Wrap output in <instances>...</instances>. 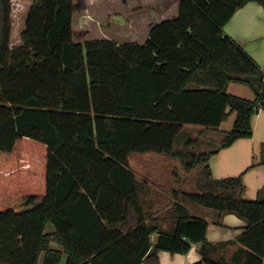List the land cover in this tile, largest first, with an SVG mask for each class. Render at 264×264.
Here are the masks:
<instances>
[{
	"label": "trees",
	"instance_id": "trees-1",
	"mask_svg": "<svg viewBox=\"0 0 264 264\" xmlns=\"http://www.w3.org/2000/svg\"><path fill=\"white\" fill-rule=\"evenodd\" d=\"M11 1L0 0V264H159L161 250L195 243V264H264V188L245 200L244 173L213 178L219 149L173 152L184 125L218 128L232 112L220 148L252 137L264 69L224 27L264 0H32L15 45ZM119 15L138 40L108 36ZM230 82L255 98L229 94ZM149 151L201 166L202 191L185 195L247 219L231 262L212 257L208 221L178 202L172 231L146 223L129 156Z\"/></svg>",
	"mask_w": 264,
	"mask_h": 264
},
{
	"label": "crops",
	"instance_id": "crops-1",
	"mask_svg": "<svg viewBox=\"0 0 264 264\" xmlns=\"http://www.w3.org/2000/svg\"><path fill=\"white\" fill-rule=\"evenodd\" d=\"M224 32L237 41L264 69V7L260 3L250 1L239 8L225 25ZM227 92L248 99L255 98L253 89L239 82H230L227 86ZM236 117L237 112L230 113L228 119L223 121L218 128H213V131L217 130L218 133L225 136L226 132L232 130ZM222 138L220 139L221 142ZM263 144L264 109H261L253 117L252 137L240 138L225 148H220L221 143H218V147L215 148L219 149L218 152L214 153L209 160L213 178L221 179L244 173L241 197L245 200H256L259 191L264 188V164L261 162ZM172 171L179 173L180 176L184 175L180 169ZM135 176L139 182L138 197L147 224L172 231L176 221L172 209L174 204L178 202L185 206L193 216L208 221L207 239L208 242L216 246L212 252L214 259L222 258L231 262L243 247L239 237L248 225L247 219L233 212H221L192 201L185 195L187 191H181L180 183H183L185 179H182V182V180L180 181L181 178L175 177V175L171 186L169 184L166 186L159 180L148 181L147 178L140 181L136 173ZM176 192L179 193L178 199L174 196ZM151 239L155 243L157 234H152ZM201 248V243H195L186 254H173L161 250L158 254L159 264H195L201 262ZM65 262L66 257H63L62 264ZM141 264L150 263L144 259ZM202 264L206 263L203 262Z\"/></svg>",
	"mask_w": 264,
	"mask_h": 264
},
{
	"label": "rangeland",
	"instance_id": "rangeland-1",
	"mask_svg": "<svg viewBox=\"0 0 264 264\" xmlns=\"http://www.w3.org/2000/svg\"><path fill=\"white\" fill-rule=\"evenodd\" d=\"M12 12L11 19L13 30L11 41L12 44H16L18 40L15 35L19 32L21 26V20L23 14L29 8L32 0H12ZM125 5V2L121 0ZM118 6L121 7V4ZM120 10V11H121ZM124 16L119 15L115 17V21L112 27L113 29L108 36L115 39L119 43H123L129 40H138L136 38V32L129 28L123 20ZM112 25V26H113ZM140 41V40H139ZM19 44V43H17ZM224 138L221 133H218L217 130L213 131V128L197 126L194 124L184 125L182 131L177 135L174 141L173 152L174 153H200V152H209L213 151L218 147V143H221V138ZM222 138V139H223ZM221 146V145H220ZM129 167L137 175V178L140 181H143L144 178H147L148 181H157L162 184H169L173 177H179L185 179L181 184V191H192L200 192L202 191L200 181H203V172L202 167L198 166L192 170H184L183 161L177 155H167L157 152H133L129 156ZM182 170L183 176H180L179 173H174L172 170ZM188 200V199H186ZM195 204V203H194ZM47 232H53L54 226L52 223H48ZM52 248L62 249V247L55 241L51 242ZM58 264H62V261Z\"/></svg>",
	"mask_w": 264,
	"mask_h": 264
}]
</instances>
